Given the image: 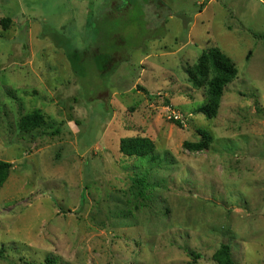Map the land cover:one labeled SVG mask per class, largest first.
<instances>
[{
    "label": "rangeland",
    "instance_id": "rangeland-1",
    "mask_svg": "<svg viewBox=\"0 0 264 264\" xmlns=\"http://www.w3.org/2000/svg\"><path fill=\"white\" fill-rule=\"evenodd\" d=\"M157 1L0 0V264H264V0ZM212 46L238 74L209 119L187 69Z\"/></svg>",
    "mask_w": 264,
    "mask_h": 264
},
{
    "label": "trees",
    "instance_id": "trees-1",
    "mask_svg": "<svg viewBox=\"0 0 264 264\" xmlns=\"http://www.w3.org/2000/svg\"><path fill=\"white\" fill-rule=\"evenodd\" d=\"M9 18L0 20L3 30H7ZM261 38V36H256ZM190 83L196 88H205L207 102L196 110L197 113L204 114L207 118H213L219 108V102L224 89L228 84L236 79L238 71L229 57H227L217 47L204 49L197 58L196 63L187 69ZM47 118L39 111L24 115L19 120V128L24 132L46 127ZM173 121V120H172ZM180 125L178 121H173ZM199 139L196 142H184L183 146L190 152H202L211 144L212 137L205 130H198ZM119 151L124 157L135 158L138 160L147 159L149 162L156 161L155 146L148 139L139 136L122 138L120 140ZM11 164L0 161V187L6 181ZM136 184L145 185L143 178H136ZM5 248H0V258H4ZM189 256L194 260L200 258L199 255L188 251ZM216 264H235L228 245L222 244L212 256ZM48 264H55V260L47 258Z\"/></svg>",
    "mask_w": 264,
    "mask_h": 264
},
{
    "label": "built area",
    "instance_id": "built-area-1",
    "mask_svg": "<svg viewBox=\"0 0 264 264\" xmlns=\"http://www.w3.org/2000/svg\"><path fill=\"white\" fill-rule=\"evenodd\" d=\"M173 118H175V119H178V116H176V115H173Z\"/></svg>",
    "mask_w": 264,
    "mask_h": 264
},
{
    "label": "crops",
    "instance_id": "crops-1",
    "mask_svg": "<svg viewBox=\"0 0 264 264\" xmlns=\"http://www.w3.org/2000/svg\"><path fill=\"white\" fill-rule=\"evenodd\" d=\"M159 1H161V0H158V1H157V2H158L157 5H159V3H160ZM259 39H261V38H259Z\"/></svg>",
    "mask_w": 264,
    "mask_h": 264
}]
</instances>
